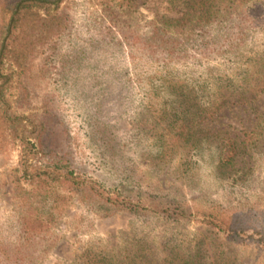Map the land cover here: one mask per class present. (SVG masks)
Masks as SVG:
<instances>
[{
	"label": "rangeland",
	"instance_id": "rangeland-1",
	"mask_svg": "<svg viewBox=\"0 0 264 264\" xmlns=\"http://www.w3.org/2000/svg\"><path fill=\"white\" fill-rule=\"evenodd\" d=\"M58 13L69 19L68 32L34 60L21 82L0 86V264H17L5 252L14 258L24 245L23 264H83L91 246L121 260L144 254L174 256L171 264H182L202 247L204 264H264V245L220 234L200 219L176 223L127 213L104 218L65 189L59 190L55 223L25 243L23 217L37 211L46 217L53 200L45 204L44 192L22 179L28 149L16 139L17 117L28 131L32 120L43 125L31 142V163L38 166L68 164L77 175L135 200L150 194L196 211L221 205L264 219V138L234 162L243 171L232 172L221 161L222 145L242 139L264 115V96L214 119L195 115L210 108L219 89L242 86L247 58L264 55V26L234 46L170 62L131 49L115 17L131 19L145 33L157 15L181 16L171 0H64Z\"/></svg>",
	"mask_w": 264,
	"mask_h": 264
},
{
	"label": "trees",
	"instance_id": "trees-1",
	"mask_svg": "<svg viewBox=\"0 0 264 264\" xmlns=\"http://www.w3.org/2000/svg\"><path fill=\"white\" fill-rule=\"evenodd\" d=\"M63 1L0 0V86L7 88L10 84L15 86L18 81L21 82V78L31 71L34 60L42 53L50 52L54 43L68 32L69 19L58 13ZM171 4L179 5L181 16L169 18L162 14L157 15L150 22L149 31L145 33H141L138 30L139 24L131 19L124 20L119 15L115 17V23L123 29L122 36L131 49L142 48L150 57L178 61L193 54L209 55L220 48L234 46L243 40L249 30L264 26V0H171ZM247 67L248 71L240 88L219 89L210 108L195 115L198 117L206 113L207 117L214 119L230 106H252L263 97L264 55L248 57ZM3 99L4 95L0 91V101ZM182 113L187 114V110L184 109ZM259 119L258 123L242 134V139L230 138L222 145L225 155L221 161L230 166L232 172L244 170L242 167L235 169L234 162L240 156H248L264 138V115ZM35 121H31V131L26 129L24 120L20 117L12 121L16 127V139L28 149L22 158V179L33 190L44 192L45 204L49 200L53 201L46 217L40 211L23 217L25 243L42 236L55 223V211L61 202L59 190L65 189L104 218L127 213L163 217L176 223L200 219L201 223L220 234L237 238L245 236L253 243L264 245V219L256 221L233 214L229 208L221 205L196 211L184 201L150 194L135 200L119 190L107 191L98 183L77 175L68 164L55 161L46 166H38L31 163L30 158L35 147L31 143L32 139L40 138L43 130L42 123ZM181 137L188 142L187 136ZM23 248L26 246L16 248L14 258L10 252H5V255L15 260V263L23 264ZM92 248L94 247L91 246L86 251L83 264H171L175 260L174 256L168 260H159L144 254L133 256L131 260H121L117 256L104 255ZM201 248L184 259L182 264H204ZM25 254L27 255L26 252ZM211 264L221 262L214 260Z\"/></svg>",
	"mask_w": 264,
	"mask_h": 264
}]
</instances>
